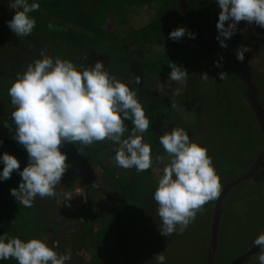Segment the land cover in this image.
Instances as JSON below:
<instances>
[{
    "label": "rangeland",
    "instance_id": "rangeland-1",
    "mask_svg": "<svg viewBox=\"0 0 264 264\" xmlns=\"http://www.w3.org/2000/svg\"><path fill=\"white\" fill-rule=\"evenodd\" d=\"M32 2L40 5L38 11L29 14L36 21L35 27L29 36L19 38L8 26L15 11L9 8V0H0V74L11 76L14 83L18 73L41 58L42 49L53 58L62 57L80 67L102 61L110 74L138 89V99L150 120L148 129L153 128L150 136L152 128L145 132L153 164L144 172L118 167L114 160L118 145L111 141L96 142L84 153L78 151L79 145L64 143L61 151L67 155L68 168L56 188V197L37 196L34 206L26 208L11 195V189L18 188L21 182L19 173L14 171L10 179H0V225H27L32 219L24 215H70V206L63 204V194L66 188L79 184L84 191L101 194L104 202L96 205L97 213L107 207L112 215H137V223L128 224L130 231L124 237V264H156L154 256L160 252L166 257L165 264H206L217 200L207 203L182 234L165 237L159 231L161 220L153 194L164 165L157 163L155 157L166 155L159 137L174 127L184 128L192 141L207 148L222 188L236 181L252 170L264 147V135L246 99L245 85L230 71L224 57L220 60V54L206 52L187 34L176 42L170 38V32L179 27L190 31L179 7L177 13L165 18L163 25L167 30L160 27L158 20H164L172 2L166 5L165 0H29ZM200 2L208 4L210 21H202L194 0H188L200 24L209 31L208 39L220 46L216 25L221 9L216 0ZM149 33L152 36L144 39ZM226 43L235 59L239 47L251 49L241 64L252 74L264 105V28L241 21ZM218 60L222 67L214 66ZM171 63L187 69L189 76L183 84L169 81ZM222 71L229 73L224 81L219 78ZM204 72L209 75L206 82L201 78ZM136 76L141 77L139 85L133 83ZM172 103L178 107H171ZM7 105L6 110L0 97V147L24 154V166L20 169L23 171L29 157L13 138L14 108L10 96ZM2 120L8 121L11 128L5 127ZM125 124L129 129L124 136L127 138L134 125L131 120ZM4 166L0 165V173ZM134 183L139 186L136 198L128 187ZM84 206L90 210L92 205ZM77 207L78 213L84 212L83 206ZM222 210L215 264H230L259 248L254 241L264 233V179L250 178L236 184L224 199ZM3 215H10L8 223ZM25 225L22 233L27 230ZM258 254L254 253L246 264H259ZM13 259L0 260V264H18Z\"/></svg>",
    "mask_w": 264,
    "mask_h": 264
},
{
    "label": "clouds",
    "instance_id": "clouds-1",
    "mask_svg": "<svg viewBox=\"0 0 264 264\" xmlns=\"http://www.w3.org/2000/svg\"><path fill=\"white\" fill-rule=\"evenodd\" d=\"M216 2L221 9L216 27L222 48L227 49L226 40L237 32L241 21L264 28V0ZM39 7V3H29V0H9V8L15 15L8 26L19 38L32 33L36 21L29 14ZM186 34L190 39L196 36L184 27L169 35L173 41H178ZM248 51H251L248 47H239L237 61L243 63ZM40 57L29 64L26 71L17 74L8 92L14 108L11 113L15 124L13 138L27 150L29 163L20 171V161L5 152L0 179H10L14 171L19 173L21 182L18 188L11 189V195L20 205L31 208L37 196H57L56 188L68 168L67 155L61 151L64 143L79 145L78 151L84 153L96 142L111 141L118 145L114 158L118 167L134 168L137 172L149 170L153 164L152 149L144 142L143 134L150 120L138 99V89H132L110 74L99 60L92 66L80 67L71 60L47 55L45 49L41 50ZM220 60H223L222 55ZM220 60L214 63L215 67H222ZM169 67V81L179 85L188 79L187 69L176 63ZM228 74L222 71L219 78L224 81ZM201 78L206 82L208 73H201ZM133 83L139 85L141 77L136 76ZM171 107L178 105L172 103ZM126 120H131L134 126L124 138L129 132ZM5 127L11 128V124L5 121ZM159 143L166 155L155 157L164 167L153 199L161 220L159 231L168 237L182 234L207 203L219 199L222 185L207 148L192 141L184 128H172L159 137ZM63 197L67 203L72 194L64 193ZM254 244L260 247L259 264H264V233ZM11 258L18 264H66L72 253L68 250L66 254H59L41 239L25 242L18 236L5 234L0 236V260ZM154 258L156 264L166 262L163 252Z\"/></svg>",
    "mask_w": 264,
    "mask_h": 264
},
{
    "label": "crops",
    "instance_id": "crops-1",
    "mask_svg": "<svg viewBox=\"0 0 264 264\" xmlns=\"http://www.w3.org/2000/svg\"><path fill=\"white\" fill-rule=\"evenodd\" d=\"M149 97H147L146 102L149 100ZM151 128L152 126L150 129ZM152 131L153 128L150 133H148L149 136ZM149 136L145 133L143 134L144 142L147 144H149V141H146V138L149 139ZM66 185H69V183H66ZM128 187H131V196L136 198L138 195L137 188L139 186L134 183ZM84 190V186L81 187V185L78 184L66 188L64 191V193L72 194L70 201L63 203L70 206V215H24V217L27 216L32 219L27 225L21 223L22 226L19 225L20 228L18 226L16 227L17 224H15V228H6V226L2 224L0 228L3 229L5 233H2L3 230H0V235L7 234L8 236H19V238L25 242L33 238L41 239L59 254H66V252L70 250L72 258L67 261L66 264H124V247H126L124 237L126 234H129L130 231V226L128 224L134 225L137 223V220H135L137 215H112L113 212L111 213L108 211V209H106L107 207H103L102 212L97 213L98 209L95 207L97 204H102V202H100L102 200L101 194ZM88 203L92 205L90 210L88 208L86 209L84 206ZM72 205L75 207L73 208ZM76 205H78L77 208L83 206L82 209L84 212L78 213L76 211ZM105 205H107L106 202ZM56 207L62 208V206ZM3 216L4 221L8 223L10 215ZM0 218L2 219L3 217L0 215ZM24 225L27 228V234L26 232H21ZM209 249L210 244L206 252L207 258ZM14 260L15 259H13V261Z\"/></svg>",
    "mask_w": 264,
    "mask_h": 264
},
{
    "label": "water",
    "instance_id": "water-1",
    "mask_svg": "<svg viewBox=\"0 0 264 264\" xmlns=\"http://www.w3.org/2000/svg\"><path fill=\"white\" fill-rule=\"evenodd\" d=\"M177 3L180 11L186 17L190 25V32L196 33L194 39H190V38L189 39L194 42H198L200 44V47L206 52L222 55L230 71L233 72L234 75L238 79H240L242 83L245 85L246 99L248 100L250 107L264 135V105L260 98L259 89L253 81L252 74L240 62H238L235 59L234 54L232 52L228 51L225 48H222L221 46H214L212 42L205 36V30L201 27V24L197 20L195 14L190 10L188 0H177ZM263 160H264V147L259 157L257 158L252 170L249 173L242 175L236 181H233L222 188L220 197L219 199H217L216 202V208L213 216L212 231H211L212 237H211L209 254L207 258V264H215L216 262V251L219 242V229H220V221L223 213L222 206L224 199L227 197L229 191L236 184L250 178H256L257 180L264 179V174L256 173L261 163H263ZM259 250L260 247L254 248L249 252H247L246 254L240 256L238 259H236L234 262L230 264H246L247 263L246 259L251 257L254 253L258 252Z\"/></svg>",
    "mask_w": 264,
    "mask_h": 264
},
{
    "label": "trees",
    "instance_id": "trees-1",
    "mask_svg": "<svg viewBox=\"0 0 264 264\" xmlns=\"http://www.w3.org/2000/svg\"><path fill=\"white\" fill-rule=\"evenodd\" d=\"M200 1H202V0H194V6H195V9H196V11L198 12V10H199V14L197 13V15L198 16H200L201 18V20L202 21H210V16H209V13H208V4H205V2H204V4L203 3H201ZM170 2H172L171 4H170ZM165 4L167 5V4H170V5H172L171 7H169L170 9H168V11H167V14L163 17L164 18V20H162V19H160L159 18V22H158V24H161L160 25V27L161 28H163V29H165V27H164V25H163V22L164 21H166V19L167 18H169L170 16H171V14H172V12H178L177 11V9H178V3H177V0H165ZM202 7H204V11H202V12H200L201 11V9H202ZM190 8V7H189ZM191 10V9H190ZM192 11V10H191ZM193 12V11H192ZM194 13V12H193ZM195 14V13H194ZM166 18V19H165ZM187 27H189V25L187 24ZM159 28V27H158ZM165 30H167V29H165ZM188 30V29H187ZM152 36V33H149L147 36H144V39H147V38H149V37H151ZM176 42V41H175ZM2 73V72H1ZM11 76H9V75H5L4 73H2V75L0 74V97H1V100L4 102V106H6V110L8 109V105H7V103H8V99H9V95H8V92H9V86L10 85H12V81H11ZM2 121H5V120H2ZM12 146H14V144L12 145ZM22 147V146H21ZM5 152H7V153H9V154H11V155H14L19 161H20V165L21 166H24V161L22 160V159H24L23 158V153L22 152H15V151H11V152H9V151H6V150H3L2 149V147H0V159H1V161H0V165L1 164H3V162H2V157H3V154L5 153ZM20 169H21V167H20Z\"/></svg>",
    "mask_w": 264,
    "mask_h": 264
},
{
    "label": "flooded vegetation",
    "instance_id": "flooded-vegetation-1",
    "mask_svg": "<svg viewBox=\"0 0 264 264\" xmlns=\"http://www.w3.org/2000/svg\"><path fill=\"white\" fill-rule=\"evenodd\" d=\"M198 20V19H197ZM199 21V20H198ZM200 23V22H199ZM201 27L203 28V26L201 25ZM204 29V28H203ZM205 30V36L207 37V34H208V32H207V30L206 29H204ZM190 32V31H189ZM209 35H210V33H209ZM208 38V37H207ZM257 86V85H256ZM258 87V86H257ZM259 89V88H258ZM259 93H260V90H259ZM257 174H264V160H263V163H261V165L259 166V168H258V170H257V172H256ZM257 253H259V252H257ZM250 259V257L249 258H247L246 259V262L248 261Z\"/></svg>",
    "mask_w": 264,
    "mask_h": 264
}]
</instances>
